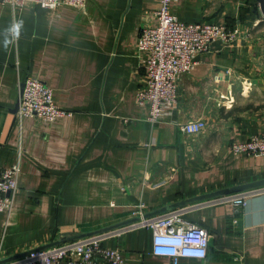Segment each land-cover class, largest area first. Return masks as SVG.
Segmentation results:
<instances>
[{"label": "crops", "instance_id": "obj_1", "mask_svg": "<svg viewBox=\"0 0 264 264\" xmlns=\"http://www.w3.org/2000/svg\"><path fill=\"white\" fill-rule=\"evenodd\" d=\"M159 4L86 0L50 10L0 3V167L21 162L14 207L0 211V259L137 217L140 208L147 214L264 178V154L229 148L264 133L260 3L179 0L172 6L181 20L240 32L232 45L217 41L198 56L194 70L180 78L178 108L151 122L149 108L136 100L144 74L137 44ZM28 76L51 86L56 103L72 114L19 122ZM199 118L206 129L180 131V123ZM183 207L187 221L208 230L209 247L207 257L182 256L176 264H264V188L241 207L221 197L160 213ZM107 243L121 248L124 264H175L153 252L149 228Z\"/></svg>", "mask_w": 264, "mask_h": 264}, {"label": "built area", "instance_id": "obj_2", "mask_svg": "<svg viewBox=\"0 0 264 264\" xmlns=\"http://www.w3.org/2000/svg\"><path fill=\"white\" fill-rule=\"evenodd\" d=\"M177 1L160 0L159 7L152 13L153 23H150L149 18L141 29L137 44L144 74L136 100L149 108L148 119L151 122L158 121L162 115L178 108L180 78L194 70L198 56L210 52L217 41L232 45L240 32L238 27L224 23L181 20L172 11ZM0 3H10L14 8L38 4L56 10L64 5L83 6L86 0H0ZM72 112L56 103L54 90L47 83L33 76L25 79L20 107L16 113L19 122L24 117L54 121ZM207 126L206 121L199 118L180 123L179 128L185 134L194 135ZM229 148L235 153L264 154V133L252 135L246 141H234ZM20 173V159L10 167H0L2 212H11L14 207ZM257 191H243L224 196L223 199L229 198L235 206L241 207ZM187 209L176 208L146 216L143 208H140L137 212L139 218L133 222L38 249L6 264H124L121 248L107 241L142 227L149 228L153 233V252L172 257L175 264L182 256L207 257L209 232L184 218Z\"/></svg>", "mask_w": 264, "mask_h": 264}, {"label": "water", "instance_id": "obj_3", "mask_svg": "<svg viewBox=\"0 0 264 264\" xmlns=\"http://www.w3.org/2000/svg\"><path fill=\"white\" fill-rule=\"evenodd\" d=\"M257 1L260 3L261 9H262L263 14H264V0H257ZM23 88H24V81L22 82L21 95L23 92ZM19 104H20V100H19ZM19 104L17 105L16 109H18ZM259 188H264V178L257 179L254 181H250V182H246V183H240V184H236V185H232V186L222 187L220 189H216V190L209 191V192H206L203 194H199V195L190 197L189 199H186L185 201L178 202V203H175L173 205H169V206L164 207V208L156 209L152 212L147 213L146 216H150V215H154V214H157L160 212H164V211H167L168 209L183 205L185 203H194L197 201H203V200H208V199H213V198H218V197H224V196H228L231 194H236V193H240L243 191L254 190V189H259ZM138 218L139 217H133V218H130L126 221H122V222H119V223H116L113 225H108V226H105L102 228H98V229H95L94 231H90V232H83V233H78V234H73V235H63L59 239L54 240L48 244L29 249L27 251L16 253V254L11 255L7 258H2V259H0V264L9 262V261L14 260V259H18V258L25 256L28 253L35 251V250H38V249H44L46 247H50L52 245L59 244L61 242H65V241H69V240H73V239H78V238L86 237L89 235H93V234H97V233H101V232L113 229V228L119 227L121 225L133 222V221L137 220Z\"/></svg>", "mask_w": 264, "mask_h": 264}, {"label": "bare ground", "instance_id": "obj_4", "mask_svg": "<svg viewBox=\"0 0 264 264\" xmlns=\"http://www.w3.org/2000/svg\"><path fill=\"white\" fill-rule=\"evenodd\" d=\"M24 85H25V81H24ZM24 89V88H23ZM22 94H23V92H22ZM22 96V95H21ZM20 100H21V97H20ZM19 107H20V104H19Z\"/></svg>", "mask_w": 264, "mask_h": 264}, {"label": "clouds", "instance_id": "obj_5", "mask_svg": "<svg viewBox=\"0 0 264 264\" xmlns=\"http://www.w3.org/2000/svg\"><path fill=\"white\" fill-rule=\"evenodd\" d=\"M15 28L18 29L19 28V25H16Z\"/></svg>", "mask_w": 264, "mask_h": 264}]
</instances>
